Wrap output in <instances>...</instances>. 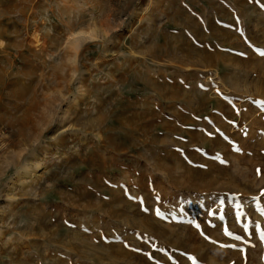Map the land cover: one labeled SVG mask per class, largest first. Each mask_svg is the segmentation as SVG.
Here are the masks:
<instances>
[{"label": "rangeland", "instance_id": "rangeland-1", "mask_svg": "<svg viewBox=\"0 0 264 264\" xmlns=\"http://www.w3.org/2000/svg\"><path fill=\"white\" fill-rule=\"evenodd\" d=\"M261 101L264 0H0V264H264Z\"/></svg>", "mask_w": 264, "mask_h": 264}, {"label": "bare ground", "instance_id": "bare-ground-1", "mask_svg": "<svg viewBox=\"0 0 264 264\" xmlns=\"http://www.w3.org/2000/svg\"><path fill=\"white\" fill-rule=\"evenodd\" d=\"M28 162L29 161L27 162L25 161L17 170V176L19 178L18 181L21 182L22 184H24L27 181V179H30L31 177H33L34 170L35 168L38 167L37 164L35 165L33 164L34 166H32V165H29Z\"/></svg>", "mask_w": 264, "mask_h": 264}, {"label": "snow or ice", "instance_id": "snow-or-ice-1", "mask_svg": "<svg viewBox=\"0 0 264 264\" xmlns=\"http://www.w3.org/2000/svg\"><path fill=\"white\" fill-rule=\"evenodd\" d=\"M82 34H83V33H81V35H82ZM260 104H261L262 106H264V101H261ZM258 173H259V170H258ZM262 195H264V193H262ZM158 214H159V213H158ZM262 214H264V211H262ZM225 234H227V235H232L230 232H228L227 229H225ZM261 238H262V240H264V233L261 234Z\"/></svg>", "mask_w": 264, "mask_h": 264}]
</instances>
